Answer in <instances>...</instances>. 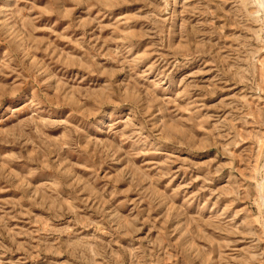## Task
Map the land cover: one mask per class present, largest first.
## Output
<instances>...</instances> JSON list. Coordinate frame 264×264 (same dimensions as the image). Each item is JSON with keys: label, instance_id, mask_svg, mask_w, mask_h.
<instances>
[{"label": "rangeland", "instance_id": "374dc122", "mask_svg": "<svg viewBox=\"0 0 264 264\" xmlns=\"http://www.w3.org/2000/svg\"><path fill=\"white\" fill-rule=\"evenodd\" d=\"M0 264H264L255 0H0Z\"/></svg>", "mask_w": 264, "mask_h": 264}, {"label": "bare ground", "instance_id": "6f19581e", "mask_svg": "<svg viewBox=\"0 0 264 264\" xmlns=\"http://www.w3.org/2000/svg\"><path fill=\"white\" fill-rule=\"evenodd\" d=\"M255 1L259 10L264 14V0H255Z\"/></svg>", "mask_w": 264, "mask_h": 264}]
</instances>
